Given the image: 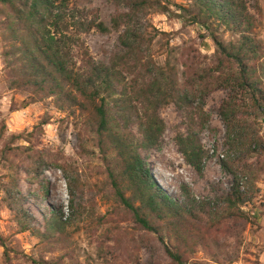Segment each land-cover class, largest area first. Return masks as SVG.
Returning <instances> with one entry per match:
<instances>
[{"label": "rangeland", "instance_id": "374dc122", "mask_svg": "<svg viewBox=\"0 0 264 264\" xmlns=\"http://www.w3.org/2000/svg\"><path fill=\"white\" fill-rule=\"evenodd\" d=\"M143 1L133 10L132 0H66L77 21H98L106 27L103 32L77 31L79 27L66 31L76 33L81 49L96 63L107 62L112 53L121 55L116 42L123 30L138 35L134 46L142 65L134 74L122 73L133 89L117 108L109 100L114 132L136 138L137 124L155 113L162 130L155 147L141 156L156 184L169 197L188 204L225 192L231 174H236L245 194L240 209L246 221L210 222L209 216L195 214L172 224L160 221L155 233L140 228L115 195L109 172L123 195L130 194L131 186L110 140L102 137L99 142L89 103L74 100L67 88L55 97L12 85L27 80L33 68L19 59L10 46L9 31L0 28V264H168L164 245L183 250V264H264V117L246 91L218 89L205 77L215 63L214 45L200 25L175 15L186 19L187 11L178 6L189 10V1ZM255 1L257 8L253 0H244L259 45L256 82L264 94V0ZM120 12L125 15L117 16ZM216 33L225 43L236 37L221 28ZM79 51L70 52L75 66L81 65ZM127 60L132 61V55ZM150 63L171 65L179 84L191 82V108L176 113L167 97L156 100L154 90L149 95L139 91L151 81ZM204 84L214 89L200 101ZM223 100L229 101L228 124L218 111ZM186 131L196 132L204 151L201 174L184 161L177 147ZM17 222H28L30 229L19 231Z\"/></svg>", "mask_w": 264, "mask_h": 264}, {"label": "trees", "instance_id": "16d2710c", "mask_svg": "<svg viewBox=\"0 0 264 264\" xmlns=\"http://www.w3.org/2000/svg\"><path fill=\"white\" fill-rule=\"evenodd\" d=\"M126 2L130 0H115ZM133 10L145 4L143 0H132ZM188 7L178 6L187 11L185 19L177 15L181 21L200 25L207 37L214 45L216 56L212 68H208L205 77L211 78V84L215 83L218 89L237 88L248 93L251 105L264 117V94L260 90L256 80L255 63L259 58V45L252 35L253 17L246 11L244 0H187ZM165 14L171 12L158 6ZM253 8H257L253 0ZM123 12L117 16H124ZM0 28L7 29L10 34V46L15 48L19 59L25 61L33 68L27 80H15V87L31 88L33 93L42 92L47 96L58 97L66 91L81 102L89 103L95 117V133L99 142L102 137L110 140L121 161L122 173L125 174L131 186V192L125 196L116 187L113 174L108 173L111 183L115 188L118 201L130 212L132 219L140 228L150 232H157L160 221L172 224L182 216L204 215L221 219L225 222L246 218L240 207L245 201V194L239 190V179L236 174H231V183L225 192L214 193L212 197H206L198 201L186 204L169 197L153 180L148 172L144 157L141 153L155 147L162 130V124L154 113L145 121L137 124L138 137L134 138L130 132L118 134L111 126L112 113L108 111L109 100L112 105L121 101L128 89H133L131 82L124 83L123 74L131 75L141 66V57L137 56L138 46H134L138 35L123 30L117 38L116 48L121 55L112 53L107 62H94L89 58L85 50L81 49L75 32H67L68 27H79L85 31L94 28L100 32L106 31L101 22L77 21V16L67 7L66 0H0ZM111 25H117L116 17H112ZM218 28L235 35L234 40L226 43L216 33ZM60 33L58 37L57 34ZM72 48L78 49L80 66H75L71 59ZM116 52V49H115ZM14 53V51H13ZM8 52L4 53L6 57ZM132 55V61L128 62L127 56ZM118 56V57H117ZM119 58L118 62L114 59ZM149 63L144 64L145 69ZM148 81L139 91L147 95L154 90L156 100L167 97L173 104L176 113L192 107L191 82L183 81L179 84L176 71L173 66H154L151 64ZM132 81V80H131ZM134 81V80H133ZM155 84H152V82ZM150 82V83H149ZM201 80H199V83ZM210 84V85H211ZM214 86L208 88L203 85L200 101ZM69 97V96H68ZM115 97V98H113ZM116 108L113 113H117ZM229 101L223 100L219 107V115L225 124H228ZM125 129V126H124ZM111 133H117L111 136ZM182 138V139H181ZM179 152L184 161L198 174L203 169L204 151L198 142L196 132L186 131L184 136H179L176 141ZM104 153V152H103ZM226 169L224 163L219 164ZM12 187H16L11 180ZM16 190V189H15ZM18 191V190H16ZM18 193V192H16ZM137 203V204H134ZM19 231L30 229L28 222H17ZM45 228V227H44ZM45 234L42 232L41 234ZM45 237V236H44ZM3 247L4 261L8 259L6 248ZM168 264H183L185 261L183 250L178 246H163ZM45 264V262H43Z\"/></svg>", "mask_w": 264, "mask_h": 264}]
</instances>
